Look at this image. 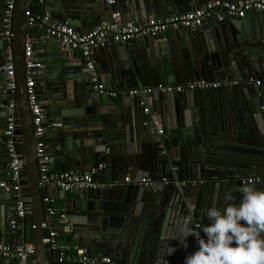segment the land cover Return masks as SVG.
<instances>
[{
    "label": "water",
    "instance_id": "obj_1",
    "mask_svg": "<svg viewBox=\"0 0 264 264\" xmlns=\"http://www.w3.org/2000/svg\"><path fill=\"white\" fill-rule=\"evenodd\" d=\"M208 1L119 0V8L126 21L140 23L152 12L175 14L194 10ZM33 2L39 0H16L12 35L18 121L14 133L22 154V191L31 210L27 216L33 221L35 252L30 264H53L58 259L52 246L43 243V198L47 193L46 188L39 187L37 143L45 142V138L53 146L49 166L62 165L58 173L71 170L91 174L106 162L107 170L98 169L95 179L100 180V175L110 170L115 180L128 174L159 180L173 178L172 167L178 166L177 176L179 180H188L186 184L158 181L150 187L130 183L83 189L72 204L73 210L66 213L72 223L69 232L76 233L68 242L90 258L111 257L118 264H183L185 255L197 247L191 236L187 238V249L180 246L187 229L195 221L201 226L207 224L204 211L213 205L222 209L226 204L224 194L229 189H233L235 202H239L240 193L235 189L248 184L241 177L264 174V13L251 12L247 18L224 21L214 18V25L209 26L211 29L203 38L198 36L197 28H180L167 52L160 43L151 44L150 38L157 36L143 38L140 49L116 42L102 46L108 60L104 63L108 80L124 90L199 79L238 81L216 89L152 93V112L162 120L160 135L156 132L160 125L153 122L150 113H144L139 98L100 93L94 88L85 64V68L76 64L79 51L70 52L59 40L48 39L47 66L37 70L38 92L49 113L54 110L56 115L75 116V120L47 127L43 137L37 138L28 104L24 55L25 43L32 36L26 11ZM1 4L0 31L5 0H0V7ZM51 7L54 12L56 9ZM112 12L111 8L106 12L81 7L79 14L71 12L55 18L73 22L78 28L87 26L88 30L110 20ZM6 47L0 40V74L8 61ZM56 65V78L49 77L50 68ZM96 70L99 71L97 65ZM77 77L85 83L82 80V85H73ZM44 87L50 91L49 97H44ZM59 93L67 101L68 109L54 104ZM6 104V96L0 92V172H6L10 160L5 135ZM50 131H54L52 139L48 138ZM5 178L9 179V175ZM253 185L264 190V183ZM0 187V240L10 243L11 232L21 231L26 236L25 219L11 223L17 211L15 197L12 191ZM173 246L177 250L170 255Z\"/></svg>",
    "mask_w": 264,
    "mask_h": 264
},
{
    "label": "built area",
    "instance_id": "obj_2",
    "mask_svg": "<svg viewBox=\"0 0 264 264\" xmlns=\"http://www.w3.org/2000/svg\"><path fill=\"white\" fill-rule=\"evenodd\" d=\"M48 0H39L47 2ZM113 0H108L112 4ZM6 8L4 10L3 30L0 31V40L6 43L8 61L4 66L3 78L0 80V91L7 99L5 106L7 113V127L5 135L7 136V148L9 153V179L0 183L6 191H12L15 197L17 207L16 218L12 221L14 225L17 219H25L31 211L27 203V197L22 191V154L15 140V129L18 126L16 115V73L13 65V11L16 6V0H5ZM251 12L264 13V0H209L200 7L182 13L151 16L142 24L127 23L121 19L119 12H113L111 19L92 27L89 31H78L73 24L68 21H59L51 17L47 11H36L30 7L26 11L27 26L29 30H35L37 35H32L25 43V61H26V87L28 94V104L33 116L34 134L37 138L43 137L47 127H57L61 123L51 120L48 116L43 102L38 92V69H43L44 63L35 56V47L44 43L47 39L54 38L59 40L71 50H78L81 54L84 64L89 70V77L94 88L100 93L110 96L125 94L131 97H137L140 104L144 107V113L152 115L153 122L158 126V116L152 112L151 94L154 92L165 93H183L193 90L216 89L222 85H232L238 83L235 80H206L199 79L187 83L179 84H157L138 86L123 91L109 90L103 82L99 81V75L96 70V59L94 49L98 46H105L109 42L128 44L133 40L145 37L159 36L169 29H196L205 23L206 20L215 18L218 21L225 19H242ZM32 34V33H31ZM260 81H257L259 84ZM160 135L162 129H157ZM38 168L40 171L39 187L45 189L48 186H54L64 192H78L83 189H98L104 187H117L125 184L135 183L138 185L152 186L156 182L165 184L173 183L183 185L188 182L186 179H180L177 176L178 167L174 166L173 178L162 177L156 180L152 177H143L132 180L131 177H125L111 182H102L94 178L98 169L105 167V164H99L94 168L91 174H77L73 171L54 172L50 169V156L47 153L44 140L37 143ZM244 183H264V175H251L241 177ZM203 183L204 180H192V183ZM46 219L42 223V228L46 229L43 238L44 244H50L52 249L58 253V259L53 264H118L111 257L90 258L86 253L71 252L69 246L61 239L62 234L70 231L69 218L66 213L57 211L54 206L55 199L51 195H44ZM200 222L195 221L193 230H199ZM35 247L32 242L7 243L0 241V258L14 261L15 264H30L34 262L33 254Z\"/></svg>",
    "mask_w": 264,
    "mask_h": 264
},
{
    "label": "crops",
    "instance_id": "obj_3",
    "mask_svg": "<svg viewBox=\"0 0 264 264\" xmlns=\"http://www.w3.org/2000/svg\"><path fill=\"white\" fill-rule=\"evenodd\" d=\"M113 1L114 2L112 4H109L108 0H105V2L104 1L100 2L99 0H48L47 2H44V3L43 2H33L30 7H32L36 11H47L51 15V17L53 19H55V20H57V18H55V17H58V15H60V14H65L66 15V13L68 14V13H71V12L73 14H75V15L79 14L81 7H85V8L89 7L90 9H96V8L100 9L101 8V9L105 10L106 12H107V9L110 10V8H111L113 10V12H119V14L121 16V19L124 22L136 23V24H142L149 17L158 16L159 15L156 12H152L148 16H144L143 20L140 23H137L134 20L126 21V16H124L125 18L122 17V13H121L120 8H119L120 7L119 0H117L118 6L115 5L116 1L115 0H113ZM229 1H233V0H229ZM51 5L53 6V8L56 9L54 12H52V10H51V8H52ZM67 6L73 7V8L70 9L69 7L67 8ZM0 9H2V4H1ZM187 11H189V10H187ZM182 12H186V11H182ZM182 12H180V13H182ZM177 13H179V12H177ZM165 14H169V13H165ZM247 17H249V15H247L245 18H247ZM214 23H215V21H214L213 18L206 20L205 23H203V25L201 27L196 29V31L198 33V36L203 38V36H205V34L208 33V31H210L211 27H209V26L214 25ZM0 24H2V20L0 21ZM71 24H73L75 26V28L78 31H81V32H86V31L90 30V29L87 30V28H86L87 26H83L82 25L81 26L82 28H80V27L78 28V26H76L73 22ZM79 29H81V30H79ZM178 32H179L178 29H169L165 33H162L161 35H159L156 39L150 38L151 44L155 45L157 43L158 44L160 43L161 46L164 48V50L166 52L170 51L173 42L176 40V36L178 35ZM37 33L38 32H36L35 30H30V35H37ZM143 40H144L143 38L142 39H136V40L131 41L128 44H122V45L123 46H127L130 49H140V47L144 44ZM47 42H48V39L44 43L38 44L35 47V56L38 58V60H41L44 63V67L45 68L47 66L45 60L50 55L46 51ZM68 50H70V52H71V49L68 48ZM94 56H95V59H96V65L99 66V71L100 72L97 70V73L99 75L100 82H103L105 84V86L107 88H109L110 90L123 91L124 89L122 87H120L118 84H114L113 81L108 80L110 78H109L108 74L104 71V69H105L104 63L106 64V62L108 60H107V56H106L105 51H104L102 46H98V47H96L94 49ZM76 60H79L78 62H76V64L78 66L82 65V68H85L84 67V63H83L84 60H83L81 54L78 55V59H76ZM56 67H57V65L50 68V70H49L50 73L48 74L49 77H55L56 78V76H57V74L59 72L58 69H56ZM2 78H3V74L1 73L0 74V80H2ZM82 80L83 79H80V77L75 78L73 80V85H76V86L82 85ZM215 81H218V80H215ZM41 83H42V85H45L44 80H42ZM84 83H85V81H84ZM118 86H119V89H118ZM45 90L47 91V89H45V87H44L43 91H45ZM0 92H2V91H0ZM73 92L76 93L77 90L74 89ZM49 95H51V93H50V91H47V93L44 95V97H49ZM58 95H59V97L54 99V104L59 105V107L63 106L64 110L68 109L66 107L67 101L63 98L61 93H59ZM125 96H128V95H125ZM40 98H41V100L43 102L42 96H40ZM43 105H44L45 109L47 110V113H49L47 107L44 104V102H43ZM78 107H81V106H77L76 108H78ZM49 114H48V116L51 118V120H55V121L61 123V125L63 123H67V122H73L75 120L74 119L75 116H67L66 118H64V117H62V115H56L54 110H52ZM160 120H161V118L158 119V121H159L158 125H160V127H158V128L162 129V127H161L162 126L161 125L162 120L161 121ZM157 131L158 130H156V132ZM53 132L54 131H50V133H48V136H49L48 138L52 139ZM160 134H162V133H160ZM49 141L50 140H47L45 138L46 150H47V153L50 156V165H52V160H53L52 159V153H53V148L52 147L53 146L50 145ZM55 142H54V144H55ZM19 149H20V147H19ZM174 155H175V157H177L176 152H175ZM70 161H72V160H70ZM101 164H105V167L102 168V169L106 168V170H107V167H108L107 163L104 162V163H101ZM61 166L62 165L60 163H57V164L55 163L54 166H52L50 168H51L52 171L57 172L58 168H60ZM173 167H172V169H173ZM9 171H10L9 170V164H7L6 165V172L4 170H1V172H0V183L2 181L6 180L5 177H6V175H9ZM66 171H68V170H66ZM108 171H105V173L100 175L101 177H100L99 181L107 182L108 180H115L112 172L110 170H108ZM178 171H179V169H178ZM253 175H255V174H253ZM127 176L133 178L134 180L139 178L138 176H136V174L135 175L128 174V175L124 176L123 178H125ZM23 177H24V175H23ZM78 192H64L62 190L57 189L54 186H48L46 188V193L48 195H51L55 199L54 206L56 207L57 211L64 212V213H66L67 211L73 210V208H71V207H72L73 202H75L76 199L78 198ZM13 215H14V213H13ZM78 215H80V214H78ZM15 216H16V214H15ZM69 223H70V226H71L72 223L70 221H69ZM24 226L26 227V234H25L26 236L25 237L22 236L21 231L11 232L12 235H11L10 243L17 244V243H20V242L25 241V240L27 242H32L33 241V229H32L33 221H32V217L31 216H27L25 218V225ZM192 229H193V227H192ZM74 234L76 235V233H73V232H66L64 235L61 236V239H66L67 240V242L66 241H64V242L69 246L71 252L78 253L79 250L76 247L72 246L71 243L68 242V240H70L73 237ZM20 236H21V238H19ZM0 241H3V240H0ZM3 260L8 261V263H3L4 262ZM12 262L13 261H11V260L0 258V264H13Z\"/></svg>",
    "mask_w": 264,
    "mask_h": 264
},
{
    "label": "clouds",
    "instance_id": "obj_4",
    "mask_svg": "<svg viewBox=\"0 0 264 264\" xmlns=\"http://www.w3.org/2000/svg\"><path fill=\"white\" fill-rule=\"evenodd\" d=\"M235 191L239 202L229 189L222 209L213 205L204 211L207 224L198 231L187 229L180 246L187 249L191 236L197 247L183 264H264V190L243 184ZM176 250L173 246L169 254Z\"/></svg>",
    "mask_w": 264,
    "mask_h": 264
},
{
    "label": "trees",
    "instance_id": "obj_5",
    "mask_svg": "<svg viewBox=\"0 0 264 264\" xmlns=\"http://www.w3.org/2000/svg\"><path fill=\"white\" fill-rule=\"evenodd\" d=\"M21 148V147H20Z\"/></svg>",
    "mask_w": 264,
    "mask_h": 264
}]
</instances>
